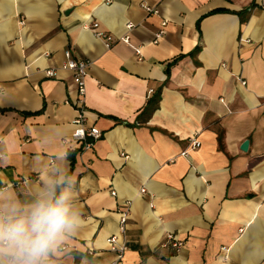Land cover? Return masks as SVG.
<instances>
[{
    "label": "crops",
    "instance_id": "1",
    "mask_svg": "<svg viewBox=\"0 0 264 264\" xmlns=\"http://www.w3.org/2000/svg\"><path fill=\"white\" fill-rule=\"evenodd\" d=\"M66 49L91 62L89 150ZM68 160L82 223L50 264H109L121 212L123 264H264V0H0V200Z\"/></svg>",
    "mask_w": 264,
    "mask_h": 264
},
{
    "label": "clouds",
    "instance_id": "2",
    "mask_svg": "<svg viewBox=\"0 0 264 264\" xmlns=\"http://www.w3.org/2000/svg\"><path fill=\"white\" fill-rule=\"evenodd\" d=\"M67 168L46 175L26 203L0 200V264H50L65 238L79 229L69 160Z\"/></svg>",
    "mask_w": 264,
    "mask_h": 264
},
{
    "label": "built area",
    "instance_id": "3",
    "mask_svg": "<svg viewBox=\"0 0 264 264\" xmlns=\"http://www.w3.org/2000/svg\"><path fill=\"white\" fill-rule=\"evenodd\" d=\"M146 11L149 13L157 14V10L151 7H145ZM162 26L166 25V21H162ZM90 27L94 31L96 37L102 39L106 47L112 46V41L110 36L103 31L97 30L98 23H91ZM127 29L131 28V25H126ZM163 34V29H160L156 34V38H159ZM119 40L128 43V37H121ZM136 54L139 53V49H134ZM48 55V54H46ZM66 62L62 65L63 69L71 71L72 81L74 89L76 91V100L74 102V107L77 110V116L73 119L72 124L74 130L71 136V142L78 146L80 150H89L94 142L102 136V132L94 126L87 125L84 97L86 93V78L88 76L89 69L91 67V62L83 59H74L71 56L70 50L66 49L64 51ZM45 76L53 77L56 74L55 69H47L44 71ZM153 91L149 89L148 94H151ZM200 146L199 141L195 137H190L188 139V149L192 150ZM186 149L181 152L182 155H187ZM144 190L142 189V192ZM127 213L121 212L119 215V232L116 235H111L107 237L106 243L108 249L113 253V258L109 264H123V257L126 251V245L124 242V234L126 230V220ZM170 244L176 251H178L182 243L176 240L172 235H168L166 241L163 243V246Z\"/></svg>",
    "mask_w": 264,
    "mask_h": 264
},
{
    "label": "trees",
    "instance_id": "4",
    "mask_svg": "<svg viewBox=\"0 0 264 264\" xmlns=\"http://www.w3.org/2000/svg\"><path fill=\"white\" fill-rule=\"evenodd\" d=\"M158 99H159V93H157L155 96L151 97L150 100H148L147 105L145 107L146 113L148 112L150 113L155 108Z\"/></svg>",
    "mask_w": 264,
    "mask_h": 264
},
{
    "label": "water",
    "instance_id": "5",
    "mask_svg": "<svg viewBox=\"0 0 264 264\" xmlns=\"http://www.w3.org/2000/svg\"><path fill=\"white\" fill-rule=\"evenodd\" d=\"M247 146H248V141H244L241 145V150H246Z\"/></svg>",
    "mask_w": 264,
    "mask_h": 264
}]
</instances>
